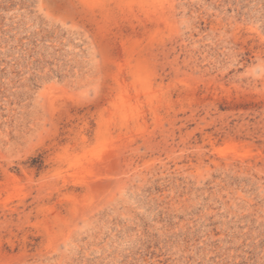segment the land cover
<instances>
[{
  "label": "rangeland",
  "instance_id": "obj_1",
  "mask_svg": "<svg viewBox=\"0 0 264 264\" xmlns=\"http://www.w3.org/2000/svg\"><path fill=\"white\" fill-rule=\"evenodd\" d=\"M0 264H264V0H0Z\"/></svg>",
  "mask_w": 264,
  "mask_h": 264
},
{
  "label": "bare ground",
  "instance_id": "obj_2",
  "mask_svg": "<svg viewBox=\"0 0 264 264\" xmlns=\"http://www.w3.org/2000/svg\"><path fill=\"white\" fill-rule=\"evenodd\" d=\"M113 166V165H112ZM107 170V169H106ZM112 170V169H111ZM104 173V172H103ZM106 184V183H105ZM105 188V187H104ZM100 192V191H99ZM100 194V193H99Z\"/></svg>",
  "mask_w": 264,
  "mask_h": 264
}]
</instances>
